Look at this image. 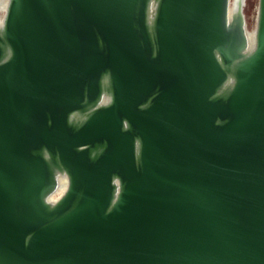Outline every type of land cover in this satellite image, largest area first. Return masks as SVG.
<instances>
[{
	"label": "water",
	"instance_id": "water-1",
	"mask_svg": "<svg viewBox=\"0 0 264 264\" xmlns=\"http://www.w3.org/2000/svg\"><path fill=\"white\" fill-rule=\"evenodd\" d=\"M0 0V264H264V0Z\"/></svg>",
	"mask_w": 264,
	"mask_h": 264
},
{
	"label": "rangeland",
	"instance_id": "rangeland-1",
	"mask_svg": "<svg viewBox=\"0 0 264 264\" xmlns=\"http://www.w3.org/2000/svg\"><path fill=\"white\" fill-rule=\"evenodd\" d=\"M257 6H258V0H246L245 14H246V17H247L248 25L250 24L249 25L250 29H252L255 26V19H256V14H257Z\"/></svg>",
	"mask_w": 264,
	"mask_h": 264
},
{
	"label": "bare ground",
	"instance_id": "bare-ground-1",
	"mask_svg": "<svg viewBox=\"0 0 264 264\" xmlns=\"http://www.w3.org/2000/svg\"><path fill=\"white\" fill-rule=\"evenodd\" d=\"M252 9V8H251ZM252 11V10H251ZM253 15V14H252ZM249 19V18H248ZM250 25V24H249Z\"/></svg>",
	"mask_w": 264,
	"mask_h": 264
}]
</instances>
